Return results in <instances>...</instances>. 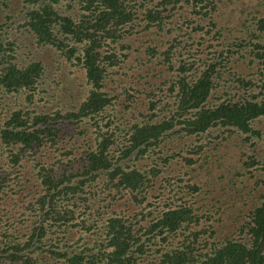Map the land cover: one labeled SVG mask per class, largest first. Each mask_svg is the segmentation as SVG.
Masks as SVG:
<instances>
[{"label":"trees","instance_id":"1","mask_svg":"<svg viewBox=\"0 0 264 264\" xmlns=\"http://www.w3.org/2000/svg\"><path fill=\"white\" fill-rule=\"evenodd\" d=\"M6 1L9 0H0V3L4 5ZM25 1V9L23 7L19 13L26 16L22 27L35 37L37 45L55 48L69 63L75 64L83 72L84 81L81 94L70 95L74 104L69 110L64 107L52 114L37 113L34 109L20 110L11 112L0 124L1 143L7 148H19L20 154L32 151L33 157L37 158V151L48 147L62 150V157L49 162L37 161L44 184V195L38 201L42 209L45 205H52L57 197L68 195L87 204L92 185L102 175L117 179L130 192H138L141 196V191L149 183L146 172L126 170L127 162L141 155L145 158L143 156L149 152L148 156L155 155L161 160L153 149L161 148V140L172 135L198 136L211 129H222L243 134L247 139L252 135L260 137V131H255L252 124L264 117L263 71L257 80H253L238 75L231 70L230 64L240 59L247 60L248 55L242 53V49L249 43L254 49L250 51L252 60L256 58L264 68V46L236 37L228 45V52L189 61L182 55L176 57L172 51L179 41L175 37L174 43L163 53L170 72L165 87L148 91L138 88L141 82L148 83L147 75L138 67L150 61L155 48L148 46L146 57L131 59L125 52L131 47L124 41L138 30L139 24L146 31H162L170 18V15H165L169 12L168 7L173 5L171 10L175 9L181 0ZM187 1L191 6L189 16L182 19L181 25L175 23L168 33L173 37L183 32L194 38L193 34L184 31L192 30L196 19L209 18L206 23L209 29L202 31L201 37L211 35L214 31L211 27L216 25L215 0ZM63 3H70L69 9L77 7L78 12L69 14L61 11ZM258 22L259 30L264 32V18ZM4 28L5 25L0 26V92L8 94L26 90L33 93L44 77L43 64L34 62L19 66L16 43L2 41V34L6 33ZM196 28H202L201 24L193 29ZM157 93L161 94L160 109L151 102V97ZM136 94H146L148 111L130 113V120L119 119L121 104L128 113ZM170 94L175 98L166 103ZM214 94L219 99L216 104L211 101ZM28 99V106L34 107L35 98L31 96ZM167 109H172L168 116ZM72 133L82 138L89 136L79 156L74 154L73 148L63 152L61 147ZM10 154L14 155L13 152ZM172 157L163 158L167 162ZM55 170L63 172L61 178L48 173ZM152 173L157 176L160 171ZM142 200L145 201L146 197L142 196ZM170 206L172 204L152 218L149 226L135 227L130 220L127 222L118 215L108 218L104 225V241L96 240L93 250L68 258V262L82 264L88 259L91 264H140L139 260L145 255L152 260L147 264H264V205L253 211L250 224L240 230L238 239L222 243L205 240L196 245L185 242L175 246L163 241L161 244L164 246L160 245L155 250V257L148 255L149 244H153L157 237L165 238L167 233H177L184 223H195L199 217L183 206ZM71 212L74 220L75 211ZM47 217L54 222L61 220L59 215ZM80 223L75 227L81 225L90 229L86 222ZM4 232L0 233V243L5 244L0 247V264L5 261L38 264L33 257L21 256L25 247L11 243ZM39 233L41 236L45 234L43 226H38L34 236H39Z\"/></svg>","mask_w":264,"mask_h":264},{"label":"rangeland","instance_id":"2","mask_svg":"<svg viewBox=\"0 0 264 264\" xmlns=\"http://www.w3.org/2000/svg\"><path fill=\"white\" fill-rule=\"evenodd\" d=\"M26 4L25 0H9L4 5L0 3V26L5 25L6 32L2 34V41L16 43L19 66L42 62L44 77L33 93L26 90L8 94L0 92V124L4 123L11 112L20 110L34 109L37 113L50 114L64 107L69 110L74 104L70 95H80L84 90L83 72L75 64L69 63L55 48L37 45L35 37L22 27L26 16L19 13L23 7L25 9ZM68 4L63 3L60 10L69 14L78 12L77 7L67 8ZM172 6L168 7L169 12H165L170 18L164 23L162 31H146L139 24L138 30L124 41V44L131 47L125 51L131 59L146 57L148 46L155 48L150 61L138 67L147 75L148 81L138 84L139 89L150 91L165 87L170 72L163 53L174 43L175 37L181 43H175L172 51L176 57L182 55L183 59L189 61L228 52V45L236 37L264 46V32L259 30L258 22L264 18V0H215L217 12L216 25L211 27L213 33L201 37L202 31L209 29L206 23L210 19H196L192 30L184 31L193 34L194 38L183 32L173 37L168 33L175 23L181 25L182 19L188 17L191 11L187 0H181L173 10ZM197 24H201L202 28L193 29ZM251 50H254L253 45L248 43L242 49V53L248 55L247 60L238 59L237 63L232 61L230 67L238 75L257 80L262 75L260 71L264 74V68H261L256 58L252 60ZM159 95L157 93L151 97L157 109L162 107ZM31 96L35 98L34 107L28 106V98ZM174 96L170 94L165 102H171ZM217 96H212L214 104L219 101ZM121 106L118 114L121 120H130V113H145L148 111L146 94H136L134 105H130L128 113L124 105ZM171 110H166V116L170 115ZM252 127L260 131V137L252 135L247 139L245 135L231 133L229 130L211 129L204 135L188 137L181 133L162 139L159 144L161 148L153 149L161 160L155 155L148 156L149 152L143 156L145 158L141 155L127 162L126 170L146 172L149 183L141 191V196L138 192H130L117 179L111 180L102 175L92 185L87 204L75 201L68 195L57 197L52 205H45L43 209L38 202L44 195V184L39 176L41 171L37 161L49 162L62 157V150L48 147L37 151L38 156L34 158L32 151L20 154L19 148H7L0 141V233L5 231L11 243L25 247L21 256L33 257L38 264H70L68 258L84 251L89 253L96 240L100 243L104 241V225L108 218L118 215L127 222L130 220L135 227L149 226L152 218L172 204L170 208L183 206L200 218L192 224L184 223L177 233H167L165 238L157 237L153 244H149L148 255L155 257L154 252L163 241L175 246L185 242L196 245L205 240L222 243L228 239H238L241 237L240 230L250 224L253 211L264 205V117L253 122ZM86 139L89 136L82 138L72 133L61 145L63 152L73 148L74 154L79 156L85 149ZM167 156L173 157L165 162L163 157ZM155 170L160 171L157 176L152 173ZM48 173L61 178L63 172L55 170ZM142 196L146 197L145 201ZM72 210L75 211L74 220ZM57 215L61 217L60 222L47 217ZM80 222H86L90 229L81 225L75 227ZM38 226L45 229L43 236L40 233L34 236ZM201 232L204 235H199ZM194 235L197 237L194 238ZM4 246V243H0V247ZM65 254L68 257L65 258ZM151 261V257L145 255L139 260L140 264ZM4 264L22 263L5 261ZM82 264L91 263L87 259Z\"/></svg>","mask_w":264,"mask_h":264}]
</instances>
